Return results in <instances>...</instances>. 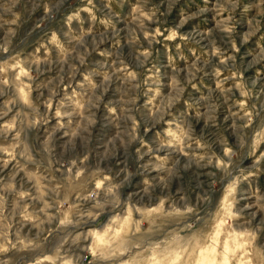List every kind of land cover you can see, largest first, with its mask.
I'll return each mask as SVG.
<instances>
[{"label":"rangeland","instance_id":"obj_1","mask_svg":"<svg viewBox=\"0 0 264 264\" xmlns=\"http://www.w3.org/2000/svg\"><path fill=\"white\" fill-rule=\"evenodd\" d=\"M0 264H264V0H0Z\"/></svg>","mask_w":264,"mask_h":264}]
</instances>
